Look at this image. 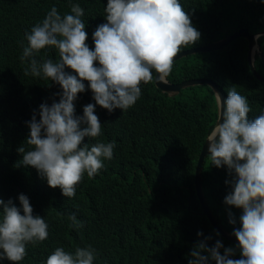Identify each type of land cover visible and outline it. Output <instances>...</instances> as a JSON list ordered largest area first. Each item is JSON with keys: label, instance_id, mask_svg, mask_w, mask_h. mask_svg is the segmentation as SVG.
<instances>
[{"label": "trees", "instance_id": "trees-1", "mask_svg": "<svg viewBox=\"0 0 264 264\" xmlns=\"http://www.w3.org/2000/svg\"><path fill=\"white\" fill-rule=\"evenodd\" d=\"M107 2L0 0V199H12L21 207L18 197L26 195L33 215L45 219L49 233L42 242H28L26 255L18 264H46L58 247L70 253L91 247L96 250L93 264H188L195 245L203 242L212 248L217 241L223 245L221 255L225 248L233 247L235 255L231 258H241L239 247L224 239L202 214L195 189L200 151L218 119L215 95L207 85L188 88L171 98L156 87L157 73L153 70V80L141 83V96L132 107L109 113L96 105L101 135L85 137L81 146L87 144L90 150L97 143L115 142L113 158H102L104 167L93 177L85 173L71 198L63 196L59 187H50L36 168L23 165L18 148L29 151L33 147L26 141L30 135L28 122L34 112L39 120L40 105L59 102L58 94L62 93L60 85L43 74L31 75L30 62L21 60L23 48L28 46L26 33L42 23L53 6L63 17L71 14V5L79 4L89 36L86 43L94 50L91 35L107 22ZM179 2L201 33L199 41L181 51L207 46L240 29H248L252 35L264 31V0ZM259 43L264 54V38ZM247 54L248 42L240 38L219 51L177 61L167 79L172 84L212 80L226 99L228 91L235 88L248 100L249 119H255L264 114V83L251 72ZM34 58L38 63L46 59L58 62L60 54L54 47H45ZM256 70L264 77V63L258 54ZM65 71L76 75L70 68ZM83 83L86 90L74 101L77 116H83L86 105L96 103L89 82ZM210 161L211 156L206 157L202 172L204 195L218 223L232 234L241 227L242 215V209L224 203L233 191L225 181H230L234 173L230 175L226 166L217 168ZM2 214L0 208V217ZM72 214L83 223L82 228L72 226ZM230 219L236 223H230ZM0 264L12 262L3 260ZM207 264L216 262L209 258Z\"/></svg>", "mask_w": 264, "mask_h": 264}, {"label": "clouds", "instance_id": "clouds-1", "mask_svg": "<svg viewBox=\"0 0 264 264\" xmlns=\"http://www.w3.org/2000/svg\"><path fill=\"white\" fill-rule=\"evenodd\" d=\"M105 13L107 22L94 31L92 50L86 43L88 34L81 19L84 9L73 4L71 14L62 17L53 6L42 23L26 33L28 46L21 56L22 61L30 62L31 75L43 74L59 84L62 93L58 94L59 102L40 105L39 120L34 112L26 139L33 147L25 151L21 146L18 152L23 154V165L36 168L50 187H59L68 198L75 196L85 173L93 177L104 167L102 158H113L115 142L97 143L90 150L87 144L81 146L85 137L101 135L95 106L109 113L132 107L141 96V83L153 80V70L160 81L166 80L174 58L183 52L181 48L194 45L201 36L179 0H108ZM45 47L58 49L60 60L38 63L34 55ZM66 67L76 75L66 72ZM85 80L96 103L86 105L83 116H77L74 101L86 90ZM218 99L220 122L208 136L207 151L212 165L226 166L230 175L234 173L230 181H225L233 191L224 203L242 209L241 227L232 233L241 258H231L235 255L233 247L225 248L221 255L220 241L212 248L201 242L190 252L188 264H207L209 258L216 264H264V114L249 119L248 100L235 88L228 91L226 100ZM18 199L21 207L12 199H0V261L12 264L24 259L28 242H42L49 235L45 219L33 215L29 198L20 194ZM69 219L74 228L84 226L75 214ZM229 222L236 223L235 219ZM95 258L96 250L91 247L77 248L75 253L58 247L46 264H93Z\"/></svg>", "mask_w": 264, "mask_h": 264}, {"label": "water", "instance_id": "water-1", "mask_svg": "<svg viewBox=\"0 0 264 264\" xmlns=\"http://www.w3.org/2000/svg\"><path fill=\"white\" fill-rule=\"evenodd\" d=\"M259 36V39L257 40L256 37ZM243 38L248 42V54H247V60L249 63V67L251 69V72L253 75L257 78L258 81H261L264 83V77L261 76L259 73H257L256 70V56L257 54L260 56L264 63V56L263 52L259 43V40L261 38H264V31L261 33L257 34H250L248 29H240L239 31L233 33L231 36H228L222 40H219L215 43L209 44L204 47L200 48H193L189 50H185L181 53L178 54L177 57L174 58V63L178 60H181L183 58H186L189 55H196L199 53H210L214 51H219L222 48L229 46L232 42ZM158 73L155 76V85L158 89H160L164 94H167L169 97L174 98L179 96V94L188 88L196 87V86H204L207 85L208 87L211 88V90L214 92L215 99H216V104H217V114H218V119L215 123V125L220 122V116H221V104L220 100L218 99L221 98L222 101L226 100V97L224 94L220 91L218 88V85L209 79H192V80H187L179 84H172L171 82L166 80L160 81L158 78ZM222 122V121H221ZM207 140L208 137L205 141V144L203 145V148H201V153L199 156L198 164H197V169L195 172V189L197 193V197L200 201V204L202 206V214L207 217L208 221L210 222L211 226L227 241L235 244L238 246V241L235 236H233L230 232L222 228V226L218 223L217 219L215 218L213 212L211 211L210 207L208 206V202L206 200V197L204 195L203 191V186H202V172H203V167L205 163L206 157L210 156L208 151H207Z\"/></svg>", "mask_w": 264, "mask_h": 264}, {"label": "bare ground", "instance_id": "bare-ground-1", "mask_svg": "<svg viewBox=\"0 0 264 264\" xmlns=\"http://www.w3.org/2000/svg\"><path fill=\"white\" fill-rule=\"evenodd\" d=\"M91 36H93V35H91ZM88 37H89V36H88ZM263 56H264V54H263ZM193 97H194V96H193ZM192 99H193V98H192ZM192 99L190 98V100H192ZM195 99H197V97H196ZM193 100H194V99H193ZM202 122H203V121H202ZM195 123H196V122H195ZM203 123H204V122H203ZM193 124H194V123H193ZM197 124L200 125V124H201V121H200V124H199V123H197ZM203 125H205V124H203ZM200 126H202V124H201ZM185 127H186V126H185ZM205 127H206V126H205ZM199 128H200V127H199ZM188 129H189V128H188ZM186 131H187V130H186ZM192 131H193V130H192ZM197 131H198V130H197ZM197 131H196V132H197ZM206 131H207V129H206ZM194 132H195V128H194ZM196 132H195V133H196ZM187 133H188V132H187ZM202 133H203V132H202ZM204 133H205V134H206V133L208 134V132H204ZM197 134H198V133H197ZM197 134H196V135H197ZM205 134H204V135H205ZM183 136H184V135H183ZM191 136H192V135H191ZM197 136H199V135H197ZM201 136H202V134H201ZM201 136H200V137H201ZM184 137H185V136H184ZM187 139L189 140V138H187ZM190 139H192V138H190ZM195 139H196V138H195ZM197 139H198V137H197ZM200 139H201V138H200ZM202 139H203V138H202ZM188 140H187V141H188ZM193 142H194V141H193ZM182 143H183V142H182ZM202 143H203V140H202L201 144H202ZM184 144H185V143H184ZM191 144H192V143H191ZM196 144H197V143H196ZM199 144H200V143H199ZM180 147H181V146H180ZM180 147H179V148H180ZM186 148H187V147H186ZM180 150H181V149H180ZM170 152H171V151H170ZM182 153H183V152H182ZM194 156H196V155H194ZM187 157L189 158V156H187ZM197 157H198V156H197ZM187 161H188V160H187ZM189 161H190V160H189ZM196 162H197V158H196ZM210 162H211V161H210ZM206 163H207V162H206ZM211 163H212V162H211ZM207 164H208V163H207ZM209 164H210V163H209ZM194 165H195V164H194ZM211 165H212V164H211ZM124 171H125V170H124ZM127 171H129V170H127ZM125 172H126V171H125ZM129 173H130V172H129ZM203 184H204V183H203ZM214 185H215V184H214ZM217 185H218V184H217ZM215 186H216V185H215ZM216 187H217V186H216ZM217 189H218V188H217ZM223 194H224V193H223ZM181 195H182V194H181ZM189 196H190V195H189ZM214 196H215V195H214ZM191 197H192V196H191ZM211 198H213V197L211 196ZM223 198H224V197H223ZM217 199H218V197H217ZM221 199H222V198H221ZM190 200H191V199H190ZM236 209H237V208H236ZM233 210H234V209H233Z\"/></svg>", "mask_w": 264, "mask_h": 264}]
</instances>
